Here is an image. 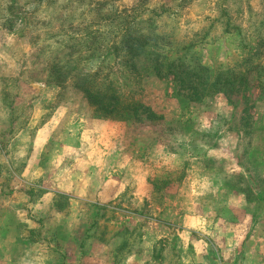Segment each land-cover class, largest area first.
Listing matches in <instances>:
<instances>
[{
  "label": "rangeland",
  "instance_id": "1",
  "mask_svg": "<svg viewBox=\"0 0 264 264\" xmlns=\"http://www.w3.org/2000/svg\"><path fill=\"white\" fill-rule=\"evenodd\" d=\"M10 1L0 0V97L16 116L10 129L15 131L28 118L41 112L50 117L57 108L71 109L74 105L75 114L87 128H100L103 124L118 128L116 134L107 132L111 141L123 133L120 146L133 162L131 167L135 168V161L141 159L143 148L145 155L141 162L149 171L148 181L154 186L153 190L152 187L142 189V195L136 194V172L130 168L117 173V178L128 185L119 201L106 206L82 203L80 209L84 219L78 226L88 228L87 237L96 245L82 255L71 248L68 261L81 264L89 261L91 264L94 261H97L95 264H220L217 253L201 261L190 247L186 248L182 217L193 210L196 204H192V200L199 192L220 204L224 191L214 187L185 188L184 166L189 163L188 159L191 161V153L197 170L210 171L221 183L234 185L231 189L247 187L248 190L243 181H238L241 177L224 173L229 166L203 158L202 150L217 147L224 139V145L229 144L235 154L231 158L238 160L252 184L261 185L256 189L264 195V158L260 155L264 153V89L260 85L261 82L264 87V79L258 81L254 70L257 64L264 68V0H15L17 20L8 12ZM93 1H106L108 12L125 9L129 21L136 16L134 21L139 24L132 23L136 31L152 40L156 37L157 49L171 60H181L190 67L203 66L212 75L240 72L245 75L242 77L246 80L245 86L225 94L216 92L198 103L190 102L186 99L187 91L179 90L171 77L162 79L141 73L138 86L134 84L137 78L129 77L132 86L122 78L125 70L120 58L112 59L104 66L90 65L92 72H98L96 82L117 81L116 86H120L122 94H128L125 86L128 85L136 90L132 99L147 110L141 111L143 115L138 122L95 119L83 98L68 83L65 87L56 86L50 76L52 66L56 63L63 66L64 52L76 35L77 25L82 20H90ZM101 28L111 34L110 42L114 38L119 42L116 28ZM85 63L77 64L82 68ZM105 75L109 80L103 79ZM205 116L217 118L213 122L209 119L205 124L200 123L198 128L196 121ZM9 131L5 127L0 132L8 137ZM225 134H230V140ZM154 142L169 148L174 158L169 161L167 153L150 156L156 146ZM115 162V158L108 159L110 166ZM166 181L168 184L164 187L162 184ZM262 215L257 223L261 231L264 227ZM57 227L60 230L62 226L47 220L46 228L51 233ZM191 238L197 237L192 235ZM56 240L59 246L61 241ZM62 256L66 261L63 252L57 253L58 260Z\"/></svg>",
  "mask_w": 264,
  "mask_h": 264
},
{
  "label": "crops",
  "instance_id": "2",
  "mask_svg": "<svg viewBox=\"0 0 264 264\" xmlns=\"http://www.w3.org/2000/svg\"><path fill=\"white\" fill-rule=\"evenodd\" d=\"M11 109L0 97V131L5 127L10 130L8 137L0 132V264H81L68 261V252L77 249L82 255L96 244L87 237L88 228L78 226L84 219L80 205L106 206L119 201L128 185L117 178V173L130 168L136 172V194L142 195V189L152 187L149 171L141 162L145 152L143 148L137 152L141 159L131 167L133 162L120 146L123 133L111 141L110 133H118V128L104 124L87 128L75 114L74 105L71 109L59 107L50 117L40 111L15 131L10 129L16 117ZM216 118H198V128L200 123ZM226 136L230 140V134ZM222 141L217 147L202 150L203 158L229 166L224 167V173L241 177L238 181H243L248 190L231 189L234 185L221 183L210 171L197 170L190 153L183 186L223 190L224 200L217 204L201 192L195 199L191 197L196 205L182 217L186 248L190 247L201 261L217 253L220 264H264V227L262 231L257 228L258 218L264 214V195L256 189L261 185L246 178L238 160L231 158L233 149ZM154 144L150 156L167 153L169 161L174 158L169 148ZM112 157L116 162L110 166L108 159ZM47 220L62 227L51 233L46 228ZM56 238L61 241L59 246ZM58 252H63L67 260L64 256L58 260Z\"/></svg>",
  "mask_w": 264,
  "mask_h": 264
},
{
  "label": "trees",
  "instance_id": "3",
  "mask_svg": "<svg viewBox=\"0 0 264 264\" xmlns=\"http://www.w3.org/2000/svg\"><path fill=\"white\" fill-rule=\"evenodd\" d=\"M14 2L15 0L10 1L8 12L13 19L17 20L18 14L14 11ZM93 3L95 5L92 6V11L89 10L90 20H82L77 25L76 35L72 36L71 44L66 47L64 52L66 60L63 66L57 63L52 66L50 76L56 86L65 87L68 83L70 88L83 98V102L91 109L95 119L123 123L138 122L143 115L141 111L147 110L141 103L132 99L136 90L128 85H125L128 88V94H122L120 86H116L117 81L110 80L108 84L96 82L98 72H92L90 65L104 66L112 59L117 61L120 58V64L125 70L122 78L132 86L134 84L138 86L141 73L162 79L171 77L179 90L187 91L185 93L188 98H185L190 102L198 103L216 92L225 94L231 89L237 87L239 90L245 86L246 80L242 78L245 75L240 72L227 71L212 75L210 70L203 66L190 67L181 60H171L157 49L158 44L154 41L156 37L152 40L136 31V27L132 25V23L139 24L134 21L136 16L131 17L129 21L127 20L129 16L126 15L128 11L125 9L108 12L106 1H93ZM102 26L116 28L119 42L116 38L110 42L111 34L108 30L104 31ZM83 61L86 63L80 68L77 63L82 64ZM258 65L254 70L258 81H262L264 68ZM130 76L137 78V84L130 82ZM103 79L109 80L108 75H105ZM260 85L264 89L261 82ZM255 151L257 154L260 153L258 149ZM260 155L263 159L264 153ZM167 184L168 181L162 185L167 187Z\"/></svg>",
  "mask_w": 264,
  "mask_h": 264
}]
</instances>
